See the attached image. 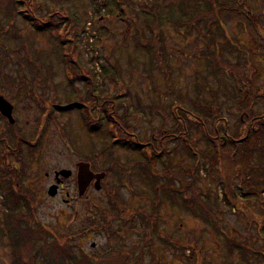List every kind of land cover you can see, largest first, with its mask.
Segmentation results:
<instances>
[{
	"label": "rangeland",
	"instance_id": "rangeland-1",
	"mask_svg": "<svg viewBox=\"0 0 264 264\" xmlns=\"http://www.w3.org/2000/svg\"><path fill=\"white\" fill-rule=\"evenodd\" d=\"M21 1L23 5H17L19 12L16 11L15 16L0 11V93H3L0 95L11 101L8 93L15 89L16 96L11 102L16 108L14 116L18 124L10 128L0 116V154L6 152L10 168L23 169L20 181L26 194L32 197L37 221L55 236L71 241L77 251L82 249L92 256L107 257L134 245L142 246L141 218L135 215L136 223L130 222V215L138 208L150 210L153 199L158 198L161 230L183 243L173 247L155 235L158 264H196L194 259L199 256L203 257V264H248L238 249L229 252L228 239L251 247L256 255L253 263L264 264V176L256 177L259 184L255 188L263 191L261 197L255 193L245 197L242 193L249 187L240 190V183H236L243 202L231 208L223 200L220 183L226 171L219 165L206 172L208 163L203 168V179L194 183L204 194H209L205 201L217 216L210 217L209 222L194 217L184 210L182 201L173 204L164 193L155 194L148 183L152 173L142 171V166H147L143 151L113 145L104 127L101 129L98 125L99 119L104 125L107 120L98 116L95 104L100 100L91 97L88 85L90 72H93L96 74L94 96L99 95L103 103L108 97L115 100L117 113L130 128V137L138 138L145 145L153 141L154 134L161 128L169 130L174 126L176 110L172 111L171 105L181 99L193 109L192 102L199 92L208 100L215 91L219 92L223 114L234 130L233 124L239 119L235 114L239 110L230 101L235 80L228 75L231 70L246 76L249 86L242 83L240 87L244 91L252 90L258 102L254 108L264 111V0H249V16H257L260 24L253 25L232 14L225 24L226 36L216 41L211 34L215 26H195L194 23V26L180 28L175 25L170 15L172 11L178 12L181 0ZM154 11L160 15L156 23L153 22ZM61 18V42L56 32L36 30L37 24L42 28ZM70 18L79 25L84 24L79 36L71 34L75 24L72 25ZM70 46L72 54L68 50ZM217 48L221 55L215 59L212 54ZM63 52L68 55L64 61ZM214 61L218 67L226 69L227 75L214 74V69L218 68ZM104 74L115 78L104 80ZM74 102H84L86 107L69 111L55 108ZM52 103L55 110L49 118ZM85 112L91 117L89 122L99 126L98 130L94 126L91 130L88 121H84ZM106 113L110 114L109 108ZM15 133L31 140L34 147L32 154L27 143L20 147L26 167L18 163L8 149L9 145L17 149L19 141ZM191 138L201 150L214 152L213 148H206L203 135L194 128ZM168 152L174 171L194 167L195 158L185 153L182 146L170 143ZM165 159L157 162L158 170L164 168ZM260 161L259 156H255V164ZM81 162L90 163L94 173H106L100 190L92 186L80 195L77 165ZM222 163V166L227 165V159ZM64 169L72 170L73 175L62 177L58 183L54 173ZM188 178L184 176L185 180ZM54 187H57L56 194ZM2 200L0 197V230L4 227ZM120 202L129 212L124 226L120 227L121 221L115 219L114 232L91 228L94 220L97 224L103 223L105 212H114V206H120ZM207 205L205 209H209ZM198 208L203 214V207ZM138 253L130 259L131 264H136ZM143 256L146 264H150L152 253L148 247ZM0 264H14L10 239L1 232Z\"/></svg>",
	"mask_w": 264,
	"mask_h": 264
},
{
	"label": "trees",
	"instance_id": "trees-1",
	"mask_svg": "<svg viewBox=\"0 0 264 264\" xmlns=\"http://www.w3.org/2000/svg\"><path fill=\"white\" fill-rule=\"evenodd\" d=\"M18 4L20 6L23 5V1L0 0V11L4 10L6 14L15 16L14 13L18 11ZM249 7H251L249 0H181L178 12L174 13L172 11L170 18L175 21V25L178 27L180 26V28L185 25L194 26V23L195 26L199 24H202L203 27L215 26V28H212L211 34L214 35V40L216 41L226 36L225 24L232 14L238 18L249 20L253 25L260 24L257 16L250 18L249 13L251 11ZM154 12L156 15L154 16L153 22L156 23L160 19V15L156 11ZM25 16V18L28 17L27 15ZM62 19L63 18L54 19V21L42 25V28L37 24L38 27L35 25L36 28H38L36 30L39 32L43 30L51 32L52 34L56 32V36L59 37L61 42L63 41V37L60 34L62 30L60 22ZM70 20L72 25L75 24L74 28L71 30V34L76 33V35L78 34L79 36L80 30H84V24L79 25V22L73 18H70ZM151 24L153 25V23ZM148 26L151 27L150 23H148ZM67 37H70L68 33ZM71 43L69 44L71 45ZM68 50H70L72 54L71 46L68 47ZM220 52L219 48L215 49L212 57L217 59V57L221 55ZM153 54L156 56V52ZM62 57L64 61L68 58V55L63 52ZM216 63L217 62H215V66H217ZM66 67L68 68V66ZM231 69L232 68H230V70ZM70 70V68L67 69L68 72H70ZM214 70L216 71L214 74L219 73L227 75L228 73L221 65ZM231 71L232 72L228 73V75L235 80L233 98L230 101L239 110V113L235 114L239 116V119L233 124L234 130L230 129L229 121L223 114L224 107L218 95L219 92L215 91L214 96L208 100L205 94L199 92L203 91L200 87H198L199 93L197 99L192 102L194 105L193 109L186 106L181 99L171 105L172 111L176 110V114L173 112L175 121L174 126L169 130L161 128V131L157 135L154 134L153 141L151 143L148 142L149 144L146 145L140 142L137 137H135L137 139H132L130 137V128L127 126L125 120L121 119L117 113L115 100H110L111 98L108 97L103 103L101 102L103 99L98 95L97 97L100 101L97 102L96 100L95 104L98 106V116H101L103 120H105V118L107 120L106 125H104L103 121L99 119L101 123L98 121V125H100L101 129L104 127L113 145H122L130 149L143 151L142 156L144 160L147 161V166H142V171L147 174L152 173L153 177L148 183L151 185L155 194L161 195L164 193V195L170 199L169 202L173 204L182 201L181 204L184 210L189 211L194 217L202 218L205 222H209L210 217H215L217 214L211 210V207H209L205 201L206 197H210L209 194H204L195 183H198L199 179H203V168L208 163L207 167H209H206V172L219 165L226 171L220 183L223 185V200L229 207L233 208L239 206L243 202L242 198L238 196L236 183H240V190H243V187H249V192L247 190L242 193L245 197H249V195L251 196L254 193L261 197L263 194V191L255 188V185L259 184L256 177L264 176V111H258L254 108L255 102H257V96L253 94L252 90L247 89L244 91L240 87L242 83L249 86L246 76L242 73H234L233 70ZM81 72H83V70H81ZM90 74L92 77L88 84L89 91L90 93H94L95 89L93 87H96V74L93 72H90ZM46 78L49 79L50 77L47 76ZM114 78L112 74L103 75L104 80H114ZM205 80V83L207 82L206 85H208L207 79ZM11 85H13L12 82ZM14 90L15 89L12 88V93H8L12 99L16 96V91ZM111 90L112 89H109V91ZM91 97L94 98L93 95H91ZM81 99L85 101L84 96H82ZM84 106L86 107L84 102H74L70 105L68 103L66 106H62V104L56 105L55 108L57 107L69 111L74 107L82 109ZM53 108L54 106L52 103V110L51 113L50 111L48 112V117L54 112L55 109ZM108 108L110 109L111 115H107L106 113ZM127 111L129 112V109ZM84 114L90 118L84 115V121H88L90 128L93 129L92 126L94 125L89 122L91 117L87 112ZM44 124L46 126L47 122H44ZM17 125L18 124L13 127H17ZM210 125H212V128ZM9 127L13 128L12 126ZM94 127L96 130L99 129L97 125ZM193 128L196 129L197 133L201 132L206 148H213V153L204 149L201 150L197 141L191 138V130ZM222 130L224 133H221ZM14 136H17V141H19L17 149L13 147L10 148V145L8 149L10 152H13L12 154L17 158V162L20 164L22 163L21 165L26 167V163L20 154V147L22 144L27 143L30 148V154H32V148L34 147H32L31 140L22 138L21 135L17 133H15ZM170 143H174L176 147L182 146L185 153L195 158V164L192 170L186 168L174 171L171 169V156L168 152ZM149 152L151 154H149ZM255 156H259L261 159L259 164H255ZM164 157H166L163 161L164 168L158 170L157 162L162 161ZM223 159H227V165L225 164L222 166ZM6 161L7 154L6 152H2L0 154V197L3 198L4 227L0 232L3 235L7 234L10 239L14 264H131L129 261L132 258L134 259V255L137 252L140 254L138 253L135 257L137 261L136 264H146L143 256L146 247H148L152 253V261L150 264H158V252L154 249L155 235L159 236L162 241L173 247H179L183 244L181 240L175 239L161 230L160 200L154 198L150 210L138 208L132 211L133 215L129 214L132 217L130 222L134 221L136 223L135 215L141 218L142 246L134 245L131 249H122L117 251L116 254H109L107 257L92 256L82 249L77 251L71 241H65L63 238L55 236L44 225L37 221L34 206L32 205V197L26 194L20 181V171L22 174L23 169H21V167L10 168ZM246 166H248L250 170H248ZM184 176H189L190 179L188 178L185 180ZM253 176H255V179ZM190 194L192 196H189ZM120 203V206L119 204L114 206V212H105L104 216H106V219L103 220V223L97 224L94 220L93 224H91V228L114 232L113 222L115 219L121 221L120 227L124 226L128 222L127 217L129 212L125 209L124 204L122 202ZM205 205H207L209 209H205ZM122 206L124 209H122ZM199 206L203 207V214L199 212ZM227 247L230 253H234L238 249L245 263L254 264L253 261L256 255L254 250L248 245L243 243L238 244L234 240L228 239ZM194 251L195 249H193V252ZM202 259L203 257L199 256L197 260L194 259V262L196 264H203L204 260Z\"/></svg>",
	"mask_w": 264,
	"mask_h": 264
},
{
	"label": "water",
	"instance_id": "water-1",
	"mask_svg": "<svg viewBox=\"0 0 264 264\" xmlns=\"http://www.w3.org/2000/svg\"><path fill=\"white\" fill-rule=\"evenodd\" d=\"M14 105L9 102L4 96L0 95V113L3 117L7 118L10 124H14L16 122L14 116ZM60 175L69 178L72 175L71 170H61L60 172H56V177L58 178V182H60ZM106 174H95L90 167L89 163H79L78 164V189L80 195H84L85 192L90 187L91 183L95 180V188L100 190L102 188V181L105 179ZM54 193H57V187H54ZM95 246V244H93Z\"/></svg>",
	"mask_w": 264,
	"mask_h": 264
},
{
	"label": "flooded vegetation",
	"instance_id": "flooded-vegetation-1",
	"mask_svg": "<svg viewBox=\"0 0 264 264\" xmlns=\"http://www.w3.org/2000/svg\"><path fill=\"white\" fill-rule=\"evenodd\" d=\"M92 95L94 96L93 92H92ZM96 97H97V96H94L95 99H96ZM15 112H16V108H14V114H15ZM16 122H17V120H16ZM90 165H91V164H90ZM55 180H57L56 177H55ZM95 182H96V181H93V182L91 183V185H90L89 188H91L92 186L95 187Z\"/></svg>",
	"mask_w": 264,
	"mask_h": 264
}]
</instances>
